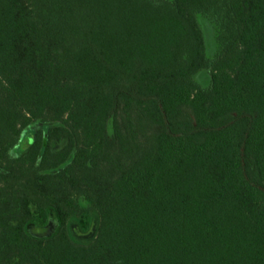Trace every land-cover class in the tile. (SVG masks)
<instances>
[{"label":"trees","instance_id":"trees-1","mask_svg":"<svg viewBox=\"0 0 264 264\" xmlns=\"http://www.w3.org/2000/svg\"><path fill=\"white\" fill-rule=\"evenodd\" d=\"M205 3L0 0V264H201Z\"/></svg>","mask_w":264,"mask_h":264},{"label":"rangeland","instance_id":"rangeland-1","mask_svg":"<svg viewBox=\"0 0 264 264\" xmlns=\"http://www.w3.org/2000/svg\"><path fill=\"white\" fill-rule=\"evenodd\" d=\"M196 16L199 19V22L201 23V26L203 28V31L205 33L206 36V3L204 5V8L202 7V9H198L195 11ZM203 74H205V70H203ZM203 82H205V77L203 76ZM130 90V89H128ZM132 91V90H130ZM133 92V91H132ZM110 124V121L108 122V126ZM50 125V122L48 121H42L40 119L34 120L33 122H31V124L25 126L23 128V130L21 131V133L17 136V138H15V142L14 145L12 146V153L16 154V153H20L21 147L26 145L29 142V136H31L32 134H34L35 130L38 129H43L46 130V128ZM111 131L109 130V133ZM66 139H63L62 142L64 143ZM53 148L58 147V145H60V142L58 141H51ZM62 145V144H61ZM80 201L81 202H86L85 199L83 197H80ZM53 225L54 223L52 221H50L48 224L41 226V225H37V224H31L29 226V230L33 233V234H37V235H46L48 233L51 232V230L53 229ZM96 226H97V219L96 217H92L90 226L88 227L87 230H80L75 224L72 225V230L74 232V234L83 239V240H87L89 238H91L96 230Z\"/></svg>","mask_w":264,"mask_h":264}]
</instances>
